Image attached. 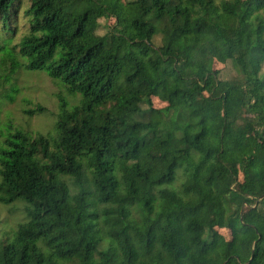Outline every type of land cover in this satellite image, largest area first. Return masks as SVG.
Instances as JSON below:
<instances>
[{"label": "trees", "instance_id": "trees-1", "mask_svg": "<svg viewBox=\"0 0 264 264\" xmlns=\"http://www.w3.org/2000/svg\"><path fill=\"white\" fill-rule=\"evenodd\" d=\"M22 68L80 98L0 134V264H264V0H0Z\"/></svg>", "mask_w": 264, "mask_h": 264}, {"label": "rangeland", "instance_id": "rangeland-1", "mask_svg": "<svg viewBox=\"0 0 264 264\" xmlns=\"http://www.w3.org/2000/svg\"><path fill=\"white\" fill-rule=\"evenodd\" d=\"M26 5H29L28 1ZM113 22L112 19L108 21L110 25ZM214 69L220 71L223 79L237 76L229 62L217 63ZM10 80V83L0 89V134L3 138L16 130H24L32 135L55 137L60 101H65L70 108L78 103L80 97L69 95L59 82L50 79L44 71L27 72L22 68L11 76ZM165 105L158 99H152V106L155 109L163 108ZM39 108L44 111L36 113ZM28 208L21 200L11 203L0 202V242L12 238L18 226L27 222ZM218 232L225 240H231L228 230L221 229Z\"/></svg>", "mask_w": 264, "mask_h": 264}]
</instances>
